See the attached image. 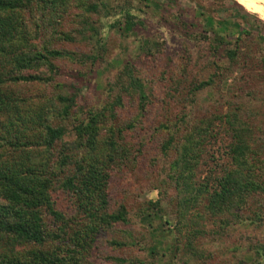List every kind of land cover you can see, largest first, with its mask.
<instances>
[{
  "label": "rangeland",
  "instance_id": "obj_1",
  "mask_svg": "<svg viewBox=\"0 0 264 264\" xmlns=\"http://www.w3.org/2000/svg\"><path fill=\"white\" fill-rule=\"evenodd\" d=\"M250 1L264 5L261 0ZM133 2L140 9L134 13L142 19L136 38L147 37L158 43L151 52H138V39L122 38L106 27H99L102 48H95L92 32L84 30L79 34L77 19L66 17L45 44L68 51L75 58L97 53V59L80 63L75 58H50L52 72L45 64L31 69V73L52 76L50 82L11 86L25 98L31 96L33 102L29 105L35 111L44 105L45 98L52 97V91L75 93L71 117L52 120L65 127L62 141L73 138L71 119H84L86 110L106 103L105 84L116 77L124 62H130L148 95L140 122L122 135L130 144L128 159L119 154L121 161L109 168L106 209L116 212L121 206L126 221L116 224L109 234L94 236L82 253L80 264H264V192L246 196L240 208L210 213L205 205L211 191L198 194L196 201L184 202L187 194L181 193L168 178L174 151L164 154L159 149L168 133L160 125L170 126L175 141L191 127L204 128L207 132L193 168L192 184L195 189L205 182L212 186L226 168H233L227 150L234 142L230 127L238 121L234 127L248 129L246 140L253 150L249 161L255 166L253 173L258 182L264 184V47L245 41L236 61L229 63L212 53L209 40L199 36L203 21L234 36L231 33H236L245 19L230 0ZM198 7L203 16L198 14ZM177 13L187 23V30L179 25ZM95 18L92 16L91 20ZM79 73L81 78H77ZM201 81L208 84L192 90ZM135 108L133 93H124L122 107L116 109L111 120L113 126L120 127L128 121L136 113ZM232 114L235 119L231 122ZM104 133L102 129L100 136ZM56 195L57 205L66 216L80 219L73 195L61 191ZM148 200L156 203L151 205ZM108 237L124 244H106Z\"/></svg>",
  "mask_w": 264,
  "mask_h": 264
},
{
  "label": "trees",
  "instance_id": "obj_2",
  "mask_svg": "<svg viewBox=\"0 0 264 264\" xmlns=\"http://www.w3.org/2000/svg\"><path fill=\"white\" fill-rule=\"evenodd\" d=\"M133 1L0 0V264H80L82 253L94 241V236L102 232L109 234L116 224L126 221L121 206L116 212L106 209V190L110 166L121 161L119 154L128 159L130 144L122 136L123 132L132 131L140 122L148 102L144 86L134 75L130 62H124L116 77L106 82L105 104L86 110L84 119H71L73 138L67 141H62L66 133L63 123L52 120L71 117L75 93L65 95L59 90L52 91V97L43 101L46 105H40L35 111L29 105L33 102L31 96L25 98L11 86L32 81L48 83L52 76L31 73V69L45 64L52 72L50 58H75L68 51L45 44L66 17L77 19L79 34L84 30L92 32L95 48H102L99 27L112 29L122 38H136L142 19L134 13L133 10L140 9ZM230 1L245 19L236 33H231L234 36L208 26L205 21L200 23L198 33L209 40L212 53L232 63L245 41L264 47V23ZM198 10L203 16L202 8ZM92 16L96 18L91 20ZM176 16L181 20L179 25L187 30L181 13ZM62 36L71 39L65 34ZM136 39L135 48L141 53H149L158 45L147 37ZM97 55L82 54L75 60L94 62ZM81 77L79 73L77 78ZM206 84L207 81H201L192 90ZM124 93L135 96L136 113L115 128L111 120L116 109L122 107ZM231 117L232 122L235 115ZM224 120L230 122L229 117ZM234 125L230 127L234 142L227 150L233 168H226L214 185L205 182L196 189L192 184L193 168L207 131L199 126L191 127L175 141L170 126L160 125L168 132L160 151L164 154L174 151L168 178L181 193L187 194L184 202L196 201L198 194L210 190L205 208L210 213H224L222 210L240 208L251 193L264 192V184L258 182L253 173L255 166L249 161L253 150L246 140L248 129ZM102 129L105 133L100 136ZM129 161L132 160L129 158ZM59 191L73 195L72 202L82 218L72 220L66 216L56 202ZM105 243L121 246L124 241L108 237Z\"/></svg>",
  "mask_w": 264,
  "mask_h": 264
},
{
  "label": "bare ground",
  "instance_id": "obj_3",
  "mask_svg": "<svg viewBox=\"0 0 264 264\" xmlns=\"http://www.w3.org/2000/svg\"><path fill=\"white\" fill-rule=\"evenodd\" d=\"M238 3L244 10L255 14L260 19L264 20V5L257 4L250 0H233ZM264 3V0H261Z\"/></svg>",
  "mask_w": 264,
  "mask_h": 264
}]
</instances>
